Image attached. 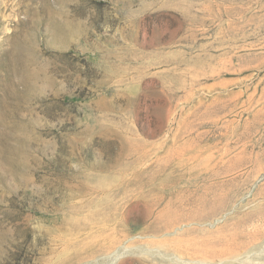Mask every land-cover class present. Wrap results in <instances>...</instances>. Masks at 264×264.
Instances as JSON below:
<instances>
[{"label":"rangeland","instance_id":"rangeland-1","mask_svg":"<svg viewBox=\"0 0 264 264\" xmlns=\"http://www.w3.org/2000/svg\"><path fill=\"white\" fill-rule=\"evenodd\" d=\"M132 193L188 204L156 230ZM263 241L264 0H0V264H261Z\"/></svg>","mask_w":264,"mask_h":264},{"label":"bare ground","instance_id":"bare-ground-1","mask_svg":"<svg viewBox=\"0 0 264 264\" xmlns=\"http://www.w3.org/2000/svg\"><path fill=\"white\" fill-rule=\"evenodd\" d=\"M123 190V189H122ZM163 190V189H162ZM178 193V192H177ZM176 193V195H178ZM180 193V192H179ZM133 195L135 194V193H132ZM151 196H153V195H151ZM162 196V195H161ZM168 196H170V195H168ZM147 197V195H142V193L141 194H139V195H134L133 197H132V202H134V203H138V204H140V203H142V204H144L147 208H149L150 210H149V212H148V217L146 218V220L144 221V222H146V223H148V227L150 228H153V229H158V230H161L162 228H164V229H168V228H170L171 226H173V225H175V223H176V221L177 220H179V217L178 216H180L179 214V212L181 211V209H182V206L183 205H185L186 206V204H188V202H183L182 200H181V198L180 199H177L176 201H172V199L170 198L169 200H166L165 198H156L155 200H153V199H150V200H145L144 198H146ZM174 199V198H173ZM176 199V198H175ZM134 200V201H133ZM184 200V199H183ZM186 200V199H185ZM190 200V199H189ZM197 200V199H196ZM188 201V200H187ZM191 202V201H190ZM206 202V201H205ZM174 204V205H173ZM173 205V206H172ZM177 205V209H178V212L175 210H172L171 209V207H175ZM109 207H110V217H116V214L119 212L118 211V208H117V206L115 205V204H113V205H109ZM162 208V207H164L163 209L164 210H167L166 211V213L164 214V215H166V218L164 219V217L163 216H158V217H156L155 218V212L154 211H152V208ZM52 209V208H51ZM175 209V208H174ZM184 209V208H183ZM163 210V211H164ZM162 211V212H163ZM125 212L126 211H122V215H125L126 216V214H125ZM120 214V213H119ZM128 214V213H127ZM177 214H178V216H177ZM128 216V215H127ZM184 216V215H183ZM123 217V216H122ZM178 217V218H177ZM181 217H182V215H181ZM91 223V221L88 223V224H90ZM79 229H82L81 228V225H79V223L78 222H68L67 223V230H68V233H72V232H77ZM110 245H112L113 246V244L110 242ZM261 245H263L264 246V241H263V244H261ZM263 249V248H262ZM260 250H258V252H259ZM87 253V252H86ZM261 253V252H260ZM262 254H264V249H263V253ZM249 255V254H248ZM258 255V254H257ZM261 255V254H260ZM261 258V257H260ZM263 259H262V262L264 263V257H262ZM248 259V258H247ZM256 259H257V257H256ZM259 259V258H258ZM261 261H260V263L261 264H263ZM183 263V262H182ZM185 264V263H184Z\"/></svg>","mask_w":264,"mask_h":264}]
</instances>
